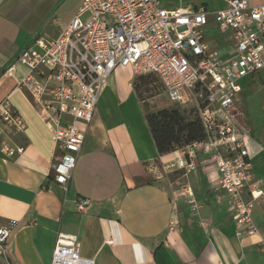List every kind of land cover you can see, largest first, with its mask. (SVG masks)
<instances>
[{"label":"crops","instance_id":"1","mask_svg":"<svg viewBox=\"0 0 264 264\" xmlns=\"http://www.w3.org/2000/svg\"><path fill=\"white\" fill-rule=\"evenodd\" d=\"M161 2L166 8L208 10L227 4ZM80 5L81 0H0V103L8 99L26 124L21 132L0 133V227L12 231L10 255L0 256V264H51L59 232L77 235L82 255L96 264H264L259 238L236 236L226 198L217 201L214 165L169 172L177 175L169 185L155 175L157 163L173 158L174 152L158 153L134 77L127 89L119 86L117 76L126 73V67L115 70L98 101L64 201V192L52 179V163L58 157L52 130L29 93L18 87L27 67L16 58L34 37H56ZM207 33L212 34L206 41L213 50L231 54L229 34L212 23ZM13 63L14 75H4ZM21 146V153L7 151ZM249 150L264 188V142L254 133ZM147 178L153 181L144 183ZM186 186L201 205L198 214L186 202ZM77 198L90 200L84 211L76 209ZM175 210L178 223L172 224ZM253 216L264 239V200L256 202Z\"/></svg>","mask_w":264,"mask_h":264},{"label":"built area","instance_id":"2","mask_svg":"<svg viewBox=\"0 0 264 264\" xmlns=\"http://www.w3.org/2000/svg\"><path fill=\"white\" fill-rule=\"evenodd\" d=\"M211 23L229 34V56L206 41ZM16 62L27 67L18 87L29 93L52 130L58 153L52 179L64 192L65 202L98 101L115 70L129 67L134 79L158 76L170 100L194 108L203 126L204 138L175 149L174 157L162 162L164 172L189 173L214 165L215 197L218 202L226 198L236 236L258 237L264 251L253 216L256 202L264 200V188L254 173L249 150L252 127L240 105L241 81L264 71V4L227 0L226 6L208 10L166 8L161 0H81L56 37H34ZM14 73V63L4 71L7 76ZM25 128L12 103L2 101L0 133ZM7 151L21 153L24 147ZM185 194L191 212L198 214L201 205L191 186H186ZM74 202L78 211L90 204L87 198ZM176 214L175 210L172 224L178 223ZM11 233L0 227V256L10 255ZM82 247L77 235L59 232L51 264H96L82 255Z\"/></svg>","mask_w":264,"mask_h":264},{"label":"rangeland","instance_id":"3","mask_svg":"<svg viewBox=\"0 0 264 264\" xmlns=\"http://www.w3.org/2000/svg\"><path fill=\"white\" fill-rule=\"evenodd\" d=\"M168 6L178 5L179 0H164ZM216 27V26H215ZM218 29V28H217ZM219 31V30H218ZM206 35L211 38L212 34ZM121 66L116 69L123 70ZM126 73H123L118 77L119 86L122 89H127L128 82L131 81L133 76L131 69L126 67ZM119 74V73H118ZM244 90L241 93V106L245 107L248 111L251 119V127L255 137L260 138L264 142V71L256 74L255 76L246 77L241 81ZM133 87L136 91V95L142 109L144 108L147 113H153L160 109L174 108L173 103L168 97L167 90L156 75H143L134 79ZM188 115V114H187ZM189 116V115H188ZM158 171L155 175H159L162 182L165 185H169V182L177 178L174 173H166L162 168V164L157 163ZM70 206V203H68ZM83 213V212H82ZM95 239V237L93 238Z\"/></svg>","mask_w":264,"mask_h":264},{"label":"trees","instance_id":"4","mask_svg":"<svg viewBox=\"0 0 264 264\" xmlns=\"http://www.w3.org/2000/svg\"><path fill=\"white\" fill-rule=\"evenodd\" d=\"M143 113L151 137L161 155L204 138L203 126L192 107L175 103L174 108L160 109L153 113H147L143 108ZM246 117L250 122L247 110ZM145 181L144 183H151L153 180L147 178Z\"/></svg>","mask_w":264,"mask_h":264}]
</instances>
